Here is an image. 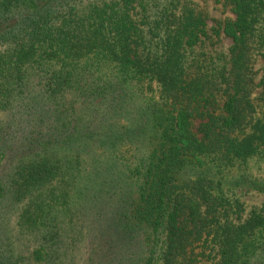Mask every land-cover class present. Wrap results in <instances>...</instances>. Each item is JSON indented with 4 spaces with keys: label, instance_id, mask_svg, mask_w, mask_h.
<instances>
[{
    "label": "trees",
    "instance_id": "16d2710c",
    "mask_svg": "<svg viewBox=\"0 0 264 264\" xmlns=\"http://www.w3.org/2000/svg\"><path fill=\"white\" fill-rule=\"evenodd\" d=\"M220 1L225 65L192 0H0V264H264L212 176L264 195V0Z\"/></svg>",
    "mask_w": 264,
    "mask_h": 264
},
{
    "label": "rangeland",
    "instance_id": "374dc122",
    "mask_svg": "<svg viewBox=\"0 0 264 264\" xmlns=\"http://www.w3.org/2000/svg\"><path fill=\"white\" fill-rule=\"evenodd\" d=\"M192 1L196 8L206 15L208 31V38L205 39V43L195 49L192 57L198 58L199 60H206V63L213 59L218 64L225 65L230 59L232 41L223 34L220 24L223 23L226 17L232 15L231 8L220 0L219 3H216L215 0ZM253 72L255 75V88L252 98L256 104H260L259 97L262 88L257 85L264 77V62L259 55L254 56ZM198 125L199 121H196L195 127ZM239 170V168L229 166L225 167L224 171L221 173H219L217 169L212 170V176L221 184L217 186L218 190L222 189L228 200H237L242 205V211L240 213L238 212L237 216L232 214L230 217L234 222L246 220L252 211L264 206V195L259 193L254 187L226 183L229 182L230 178L233 176H238L240 174ZM244 175L258 179L260 182L264 183V158L259 157L250 160ZM207 249V251H205L206 249H198L196 252L200 253L201 251H205V254L208 255L209 251L212 254V249H214L215 251L212 257L214 256L216 258L215 254L218 251V246L212 243L211 247ZM212 262L213 259H210L209 261H202L200 264H212Z\"/></svg>",
    "mask_w": 264,
    "mask_h": 264
}]
</instances>
